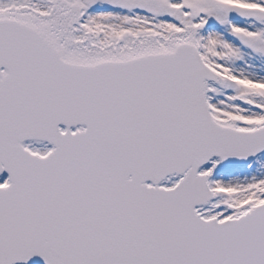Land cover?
<instances>
[{"label": "snow or ice", "instance_id": "obj_1", "mask_svg": "<svg viewBox=\"0 0 264 264\" xmlns=\"http://www.w3.org/2000/svg\"><path fill=\"white\" fill-rule=\"evenodd\" d=\"M0 264H264V0H0Z\"/></svg>", "mask_w": 264, "mask_h": 264}]
</instances>
